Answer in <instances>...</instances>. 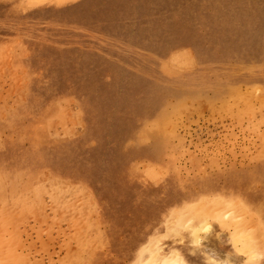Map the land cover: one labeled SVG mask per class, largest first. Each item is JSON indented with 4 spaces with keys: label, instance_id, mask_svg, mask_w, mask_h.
I'll return each mask as SVG.
<instances>
[{
    "label": "rangeland",
    "instance_id": "rangeland-1",
    "mask_svg": "<svg viewBox=\"0 0 264 264\" xmlns=\"http://www.w3.org/2000/svg\"><path fill=\"white\" fill-rule=\"evenodd\" d=\"M264 264V0H0V264Z\"/></svg>",
    "mask_w": 264,
    "mask_h": 264
},
{
    "label": "bare ground",
    "instance_id": "bare-ground-1",
    "mask_svg": "<svg viewBox=\"0 0 264 264\" xmlns=\"http://www.w3.org/2000/svg\"><path fill=\"white\" fill-rule=\"evenodd\" d=\"M162 264H178V261L175 258H168Z\"/></svg>",
    "mask_w": 264,
    "mask_h": 264
}]
</instances>
